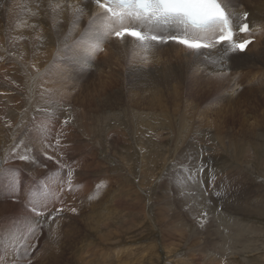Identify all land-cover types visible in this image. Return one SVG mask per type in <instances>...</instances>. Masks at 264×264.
Masks as SVG:
<instances>
[{
    "label": "rangeland",
    "instance_id": "obj_1",
    "mask_svg": "<svg viewBox=\"0 0 264 264\" xmlns=\"http://www.w3.org/2000/svg\"><path fill=\"white\" fill-rule=\"evenodd\" d=\"M54 4L0 0V264H264V24L248 66L221 75L174 43L93 54V16L74 28ZM31 193L55 220L32 219Z\"/></svg>",
    "mask_w": 264,
    "mask_h": 264
},
{
    "label": "snow or ice",
    "instance_id": "obj_2",
    "mask_svg": "<svg viewBox=\"0 0 264 264\" xmlns=\"http://www.w3.org/2000/svg\"><path fill=\"white\" fill-rule=\"evenodd\" d=\"M97 9V14L89 21V31H92L93 40L91 49L93 54L101 51L104 40L114 37L124 41L131 38L137 42V47L144 53L143 59L147 60V53L153 44L177 43L187 49L200 53L202 50H213L218 45H227L224 48L225 55L229 53H243L253 43L252 39H237V32L250 33V25L247 22L248 13L244 12L239 17L242 21L238 28L234 27V13L229 12L228 5L222 0H90ZM59 7V5H57ZM76 19L73 27L77 25L79 18L84 14V9L73 8ZM99 27H96V25ZM174 30V31H173ZM223 75V71L220 73ZM65 125L69 123L66 119ZM62 135V133L60 134ZM57 146L61 141L55 140ZM49 143L48 147H51ZM27 150V146H24ZM21 161H34L28 154L16 152ZM47 156V153H45ZM47 159H54L47 156ZM58 162V161H57ZM2 168V165H0ZM205 171L201 163L195 167L196 175ZM188 178L195 180L192 175L193 169H187ZM71 175L69 170V191H71ZM12 192L16 193L15 180H13ZM29 211L33 214L32 219L38 224L41 219L45 221L51 216L50 203L44 199H37L35 193L28 198ZM62 208L55 210L56 215L62 212ZM72 212L76 209L72 208ZM201 225L204 223L206 212L201 213ZM55 216L51 219L55 220ZM31 247V246H29Z\"/></svg>",
    "mask_w": 264,
    "mask_h": 264
},
{
    "label": "bare ground",
    "instance_id": "obj_3",
    "mask_svg": "<svg viewBox=\"0 0 264 264\" xmlns=\"http://www.w3.org/2000/svg\"><path fill=\"white\" fill-rule=\"evenodd\" d=\"M18 1H21V0H18ZM223 1V3H225V4H227L228 5V11L229 12H231V13H234L235 15L233 16V22L235 23V24H237V25H239V23L241 22L240 20H238L239 19V17L242 15V13H244L245 11L242 9V6H243V8H245L246 6H245V4H242V6L241 7H239L240 5H237V3H236V1L234 0V4H232V3H229L227 0H222ZM22 2H25V3H27V5L26 6H31L30 7V9L28 10V12H32L33 14H35V9L38 7V5H39V3H40V5H47V4H52V3H55L54 4V6L53 7H55L56 5H59V8L58 9H55V11L56 12H59V13H63V14H66V15H71V14H73L74 12H73V8H76V7H80V8H83L84 9V14L85 15H87V18H88V20L90 19V18H92V16H93V14H97V9L95 8V6L94 5H91V4H89L88 2H86V1H83V0H22ZM43 2V3H42ZM249 3V2H248ZM247 3V4H248ZM261 4H263V5H261V7H259V8H256V10L253 8L251 11H250V16H249V19H248V21L251 23V26L253 27V26H255V25H259V23L260 24H264V17H262V16H260L259 15V12L260 11H264V1H262V2H260ZM72 4H74L73 6H72ZM239 4V3H238ZM235 5H237V6H235ZM71 6V8H69ZM248 6V5H247ZM6 8H7V5H6ZM8 10H9V8H8ZM9 12H10V10H9ZM91 13V14H90ZM36 15V14H35ZM46 18H44V17H42V21L43 22H46L45 20L46 19H48V20H50V18L48 17V14L45 16ZM1 18V17H0ZM36 18H38V17H36ZM39 19V18H38ZM99 26V25H98ZM49 26H47L46 27V33H48V30H49ZM3 27H2V25H1V23H0V35L1 34H3ZM174 31V30H173ZM126 40H129V41H131L132 43H134L135 45H137V42L136 41H134V40H132L131 38H125ZM126 40H124V41H126ZM115 41V40H114ZM119 43V42H118ZM122 43V42H121ZM109 44V43H108ZM177 43H174V45H176ZM134 45V46H135ZM176 46H178V47H180V48H182L183 50H186V51H191V50H189V49H187L186 47H184V46H181V45H179V44H177ZM258 46V44L257 43H252L249 47H248V49L244 52V53H229V54H227V55H225V53H224V48H226L227 47V45L225 44V45H220V47H216L217 49H215L213 52H209V55L211 56V58H212V60H214V64L212 63V65H208L207 67H204L205 69H212V70H214V71H216V70H218L219 69V71H218V73L220 72V71H222V69L224 70L225 68H226V66H225V62H229V63H231L232 61H234L233 60V58L234 57H236V56H238V58H237V62H236V66H238V68H240L241 66H248V62H249V60H253V58L251 57V56H249V55H247L248 54V52L251 50V49H253V47H257ZM259 47V46H258ZM135 50V49H134ZM253 51V50H252ZM192 52H194V51H192ZM207 53V51H205V50H202L200 53ZM195 53H197V52H195ZM200 53H197V54H200ZM250 54V53H249ZM28 57V54L27 53H25V54H23V58H20V57H18L19 59H23L24 61H25V59ZM262 57V59L264 60V53H263V55L261 56ZM190 59H192V58H187V60L189 61ZM255 59V58H254ZM257 59V58H256ZM261 59V60H262ZM205 60H207V59H205ZM202 61L203 60H201V64H202ZM203 63H205V65H207V61L205 62H203ZM226 63V64H227ZM208 64H210V63H208ZM25 65V64H24ZM27 66V65H26ZM33 66L39 71H42L44 68H46V64L45 63H34L33 64ZM203 68V69H204ZM204 69V70H205ZM227 69V68H226ZM203 70V71H204ZM27 71H29V69L28 70H26V72ZM32 71V70H31ZM27 72V74L25 73V75L27 76V78H28V80H29V82L31 83V84H34L35 83V80L36 79H39V74L37 73V74H33L32 72ZM39 71V72H40ZM44 71V70H43ZM206 71H208V72H211V71H209V70H206ZM24 73V72H23ZM22 73V74H23ZM214 74L216 73L217 74V72H213ZM24 76V75H23ZM194 79V78H193ZM27 80V81H28ZM40 81V80H39ZM264 82V81H263ZM264 84V83H263ZM47 85V84H46ZM258 85V84H257ZM261 85V84H260ZM255 86V85H254ZM238 87V86H237ZM263 87V86H262ZM261 87V88H262ZM240 88V87H239ZM263 90V89H262ZM229 92H232V91H229ZM228 93V92H227ZM226 95V94H225ZM31 102V101H30ZM228 106V105H227ZM219 111V110H218ZM39 118V117H38ZM129 127V126H128ZM112 129V128H111ZM152 132V131H151ZM263 133V132H262ZM241 134V133H240ZM257 139L258 138H262V139H264V135L263 134H261V133H259V134H257ZM246 137V136H245ZM247 138H248V136H247ZM232 141V140H231ZM231 141H229V142H231ZM241 142V141H240ZM246 142V141H245ZM233 143L235 144L236 143V141L235 140H233ZM239 143V142H238ZM231 144V143H230ZM232 145V144H231ZM240 165H241V163H240ZM243 165V164H242ZM240 167V166H239ZM236 168V167H235ZM237 169H239V168H237ZM236 170V169H235ZM236 172H237V170H236ZM236 177V176H235ZM239 178H241L240 176H239ZM244 181H245V179H243ZM242 180V181H243ZM239 181V180H238ZM246 182V181H245ZM223 191V190H222ZM224 193H226V191L224 192ZM229 195V194H228ZM199 203V202H198ZM197 203V204H198ZM198 206V205H197ZM209 208V207H208ZM207 210H209V209H207ZM194 213V212H193ZM210 214V213H209ZM239 223V222H238ZM240 224V223H239ZM244 229V228H243ZM236 234V233H235ZM242 236V235H241ZM235 237H239V234H236L235 235ZM223 239V238H222ZM212 241V240H211ZM237 240L234 238V239H229V238H226V244H227V246H231L230 247V250H233V248H232V245H234L235 244V242H236ZM224 246V245H223ZM227 248V247H226ZM222 250V249H221ZM228 251V250H227ZM234 252V251H233ZM207 253V252H206ZM231 253V252H230ZM235 253V252H234ZM228 254V253H227Z\"/></svg>",
    "mask_w": 264,
    "mask_h": 264
}]
</instances>
